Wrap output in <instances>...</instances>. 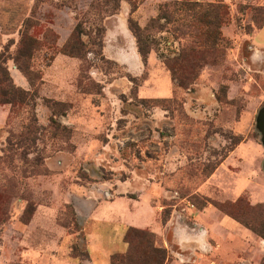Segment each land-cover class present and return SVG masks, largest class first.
Segmentation results:
<instances>
[{
	"label": "rangeland",
	"instance_id": "374dc122",
	"mask_svg": "<svg viewBox=\"0 0 264 264\" xmlns=\"http://www.w3.org/2000/svg\"><path fill=\"white\" fill-rule=\"evenodd\" d=\"M113 16L149 50L140 75L102 52ZM263 21L264 0H0V65L28 92L13 109L0 104V264H89L91 235L105 239L145 189L158 223L205 222V242L168 249L148 226H128L124 241L136 228L153 232L163 264H264V237L212 203L264 204V74L247 37ZM204 31L219 38L189 56ZM22 36L34 44L16 62ZM150 53L170 75V64H197L195 79L183 88L171 76L172 96L140 98ZM200 78L206 109L194 99Z\"/></svg>",
	"mask_w": 264,
	"mask_h": 264
},
{
	"label": "crops",
	"instance_id": "0c3cea01",
	"mask_svg": "<svg viewBox=\"0 0 264 264\" xmlns=\"http://www.w3.org/2000/svg\"><path fill=\"white\" fill-rule=\"evenodd\" d=\"M247 37L250 41L249 62L253 65V68L257 67V70L264 74V24ZM102 52L106 58L118 63L129 74L140 75L145 69L144 59L138 50L136 39L127 25L125 16H113L107 20ZM147 63L150 65V74L148 79L144 80L138 87V96L140 98L172 96L173 82L170 73L158 64L153 53L148 55ZM202 80L203 78H200L198 93L194 99H196V102L201 107L206 109L208 108L206 104V95L208 94L205 90L208 88L203 85ZM241 145L243 144L239 143L233 148L229 155L230 157L232 155L231 158L234 157L233 154L237 152ZM246 145H248V148L254 147L257 149L253 144ZM223 165V162H220L219 166L214 169L209 177H213L219 173ZM147 192L145 189L141 206L138 209L137 207L130 208L127 206L126 208H121V213H115L117 214L115 217L120 216V218L118 217V219L112 220L115 223V229L105 239L96 236L97 234L95 233L91 235L90 244L92 253L89 264H109V256L111 254L125 252L127 243L123 240V235L128 226L150 227L156 235L160 236V240L168 249L172 245H176L178 249L184 250L189 247H194L193 243L195 242L198 244L205 242V237L208 234L205 220H202L204 223H199L196 220L194 222L195 225L187 227V229L183 228L181 224L176 225L173 219H168L164 224L158 223L155 220L153 207L150 203L152 195ZM216 218L218 223H226L228 226L234 225L231 230L242 233V230L238 227L236 228L233 221L219 216H216ZM199 227L202 230L199 231ZM225 230L224 228L223 231ZM169 232L171 236L170 240L167 237Z\"/></svg>",
	"mask_w": 264,
	"mask_h": 264
},
{
	"label": "trees",
	"instance_id": "16d2710c",
	"mask_svg": "<svg viewBox=\"0 0 264 264\" xmlns=\"http://www.w3.org/2000/svg\"><path fill=\"white\" fill-rule=\"evenodd\" d=\"M224 6L218 7L222 9L219 18V25L226 22V11L223 9ZM207 18L206 16H197L193 18V21H199L203 18ZM198 23V22H197ZM207 26L210 21H206ZM192 24V23H191ZM264 21L262 22V25ZM260 25L258 28H260ZM217 36H219L217 34ZM214 38L218 39L219 37H214L209 34L208 31H204L202 33V38L194 41V46H191L188 50L189 56H196L200 49H211V43L214 41ZM138 50L142 57L145 59L149 50H145L140 45V39L137 40ZM30 44L33 45L34 41L32 39L26 38L22 36L19 41L16 55L14 56V60L17 62L19 57H25L27 59L30 57ZM70 44L65 45L64 50L68 53H73L71 48H69ZM2 55L0 54V62ZM185 57V55H184ZM168 69L171 72V76L174 79H178L179 85L183 88H187V85L195 79L197 71L199 70L197 64H170L168 65ZM25 71V70H24ZM5 83L6 85L1 86V84ZM28 92L22 89H18L14 85L8 83V78L6 76V68L0 65V104L9 103L13 109L16 104L25 103L27 100ZM262 110V112H261ZM264 108L260 109L258 112V123L260 121V117L263 116ZM243 139L242 136H237L235 138L234 144H238ZM216 166L213 167V170ZM212 170L210 171V174ZM213 205L217 207L220 211L225 214L231 216L239 223L243 224L245 227L251 229L256 234L264 237V204H256L251 205L245 196H239L237 199L233 201H212ZM26 213H28L25 220H28L32 214V209L27 208ZM155 234L147 229L136 228L131 232H126L125 234V242L127 243V249L125 252L119 254L114 253L110 257L111 264H149L150 262H155V264H163L166 250L163 247H159L155 244Z\"/></svg>",
	"mask_w": 264,
	"mask_h": 264
},
{
	"label": "built area",
	"instance_id": "2783aa9c",
	"mask_svg": "<svg viewBox=\"0 0 264 264\" xmlns=\"http://www.w3.org/2000/svg\"><path fill=\"white\" fill-rule=\"evenodd\" d=\"M189 206H190V204H189Z\"/></svg>",
	"mask_w": 264,
	"mask_h": 264
}]
</instances>
